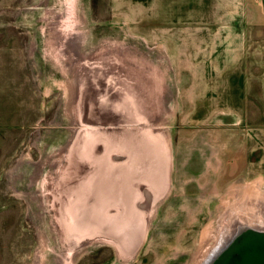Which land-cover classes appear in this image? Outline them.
Segmentation results:
<instances>
[{
	"label": "rangeland",
	"instance_id": "rangeland-1",
	"mask_svg": "<svg viewBox=\"0 0 264 264\" xmlns=\"http://www.w3.org/2000/svg\"><path fill=\"white\" fill-rule=\"evenodd\" d=\"M188 4L189 0H0V264H38L43 256L47 264H61L67 251L59 242L63 223L58 187L69 168L66 139L77 130L76 123L80 125L75 96L73 120L69 113L68 80L75 59L84 54L109 58L113 52L122 78L126 76L119 83L139 91L141 106L155 126H168L172 185L148 215L143 242L131 259L121 262L114 241L98 237L74 248L67 264H195L214 240L213 236L201 249L203 228L220 208L217 198L235 186L264 188L263 171H226L221 158L230 164L232 156L219 151L208 123L219 113L206 111L199 119L206 127H194L189 120L195 100L189 83H204L189 79V74L204 65L205 71H217L213 59L223 40L235 39L236 33L194 32ZM232 19L239 22L230 15L210 14L203 25ZM243 23L259 27L245 32V38L251 46L260 44L264 26L258 17L247 16ZM73 36L80 41L79 52L71 48ZM71 52L75 58L69 59ZM197 56L201 61L195 64ZM164 94L170 105L167 113L162 109ZM251 115L257 119L261 113ZM214 149L217 157L208 159ZM55 161L52 172L49 165L40 174L43 164ZM249 192L259 194L240 193ZM52 229L59 246H53ZM197 248L201 250L194 255Z\"/></svg>",
	"mask_w": 264,
	"mask_h": 264
},
{
	"label": "water",
	"instance_id": "water-1",
	"mask_svg": "<svg viewBox=\"0 0 264 264\" xmlns=\"http://www.w3.org/2000/svg\"><path fill=\"white\" fill-rule=\"evenodd\" d=\"M98 71L92 68L88 74H98L104 79L107 73ZM105 82L82 89L83 106L81 116L79 107L78 118L83 127H78L81 130L78 135L77 129L76 143H80L73 145L70 153L78 148L77 156L90 155L91 169L71 199L70 213L81 222H93L100 228L98 232L106 233L115 244L118 241L124 253L134 254L143 242L149 214L147 206L142 205L144 184L152 181L160 198L167 192L171 152L167 140L149 127L151 121L136 114V108H141L136 94L139 91L113 79L111 83ZM101 92L110 94L121 115H103ZM88 112L96 118L84 127L83 123L91 122ZM94 137L95 147L91 140ZM114 150L124 152L117 161L111 157ZM73 166L74 161L69 160L70 170L67 169L58 187L61 198L74 185L75 178L70 176ZM213 231V242L204 248L195 264H264V200L260 195L249 193L241 201L234 199L225 205L216 217Z\"/></svg>",
	"mask_w": 264,
	"mask_h": 264
},
{
	"label": "crops",
	"instance_id": "crops-1",
	"mask_svg": "<svg viewBox=\"0 0 264 264\" xmlns=\"http://www.w3.org/2000/svg\"><path fill=\"white\" fill-rule=\"evenodd\" d=\"M188 5L194 32L236 33L235 39L223 40L220 54L213 59L216 73L205 71L204 65L189 74V79L204 82L193 83V87L189 83L190 95L195 97L189 120H193L194 127H206L199 120L207 116L206 111L219 113L208 123L214 129L210 136L216 137L219 151L232 156L230 164L227 158H221L227 163L226 171L234 170L236 175L249 170L264 172V37L260 44L251 46L245 32L259 31V27L243 23L245 17L255 15L264 26V0H189ZM210 14L230 15L239 22L233 23L232 19L230 23L203 25ZM198 60L201 61L200 56L195 57L194 63H200ZM253 112L261 115L255 119ZM217 152H209L208 159L212 160ZM208 168L212 171L211 162Z\"/></svg>",
	"mask_w": 264,
	"mask_h": 264
},
{
	"label": "bare ground",
	"instance_id": "bare-ground-1",
	"mask_svg": "<svg viewBox=\"0 0 264 264\" xmlns=\"http://www.w3.org/2000/svg\"><path fill=\"white\" fill-rule=\"evenodd\" d=\"M76 36L80 37L79 35H76ZM76 36L70 37L69 41L71 42V48H73L79 52V47L81 45H80L79 39ZM66 46H67V44H66ZM84 52H86V51H84ZM72 53L73 52H71V56L69 55L70 56L69 59L75 58V55ZM98 55H99L98 53L84 54L82 57L80 56V57H77V59H75V60H78V62H75L77 69L75 68V71L73 73V77H70V79L68 80V86H69V89L71 90V91H69L70 92V96H69V100H70L69 111L70 112L69 113H70L72 120L75 117L74 113L76 112V110H74V112H73V108H72L73 97L74 96H75V98L77 97L76 98V101H77L76 102V108L78 111L79 107H80V109H81L80 110V116H81L82 106H83V104L81 102L82 89H84L85 85L97 86L102 81H104V82L107 81V83H111L112 79L116 83H119L118 80H120V79L125 80L126 76L122 78V76H124V75L121 73V67H119L114 61V57H116V55L113 54V52H111V57H109V58H107V57L102 58L101 56H98ZM84 65H85V67L83 69ZM88 67H89V69H88ZM92 68L99 70L98 72L103 70L104 72H102V73H107L105 76H103L105 80L102 77H100V75H98V74H93V75L88 74L89 70ZM117 68L119 70H117ZM95 73H97V72H95ZM78 74H79V76H78ZM117 75L120 77V79ZM77 76H78V79H76ZM122 84H124V83H122ZM105 85H106V82H105ZM121 86L124 87L123 85H121ZM125 87H128V86L125 85ZM86 91L87 90H85V92ZM76 93L78 96H76ZM105 93L106 92H101L99 94V98L102 102V106H101L102 110L101 111H103V110L105 111V113L103 115L108 116V117L111 116V114H113L114 116L121 115V114L117 113L118 109L115 106L114 99L110 96L109 93L108 94H105ZM163 97L164 98L162 101L163 102L162 103V109H163L164 113H167V111H170V105L168 106V104H167V95L164 94ZM78 102H79L80 106H79ZM136 114L138 116H143V118H147L148 121H151L149 127H151L154 130V132L156 131L159 134H161L165 138V140H167V143H168V146L170 147V152H171V168H172L171 141H170V137L168 136V133L165 130L166 127L168 129V126L166 124L162 125V126H164V128L161 126H158V125L155 126V122H153V119L151 118V116L149 114L145 113L142 106H141V108H139V107L136 108ZM164 116L166 119V114ZM95 118L90 117L89 112H88V119H90L91 122L83 123L84 127L87 125L90 126L93 123V120ZM77 122H78V119H77ZM117 122L121 123V121H117ZM76 124H77L76 127L78 129V135H79L81 128H78V127L81 125H79V123H76ZM81 127H83V126H81ZM76 135H77V130L73 129L72 132L70 133V136L67 137V139H66L69 142V144H68L69 146L67 147L68 148V159L71 162L74 161V166L72 167V170L70 173V176H73L75 178L74 179V185L68 187V189L66 190L65 197L63 196V198H61V196H58L59 197V203L61 204L60 207H61V212H62L61 215H62V223H63V225H62L63 226V234H62L59 242H61V244L65 247V249H67V251L64 252L63 255H61L62 256V259H61L62 263L61 264L69 263V261L72 260L71 252L72 253L74 252V248L75 249H76V247L82 248L83 247L82 245H84L85 242H88L89 240H93V239L98 238V237H105L108 239V236L106 233L98 232L100 228L98 226L93 225V222H89V221L81 222L79 219H76V217L72 213H70V206L69 205L71 203V199L75 195V193L79 187L80 181L86 176V172L91 169V161H90L91 157H90V155L86 154V155H82V156L81 155L77 156V154H80L78 148H77V150L75 149L74 152L70 153L73 145H75V147H76V145L78 146V144L80 143L79 141H78V143H76V137L78 136V135L77 136ZM78 139H80V138H78ZM91 140L94 141L93 145L95 147L96 146L95 145V143H96L95 137L91 138ZM182 143H184V142H182ZM181 145H184V144H181ZM123 153H124L123 150H119V151L114 150L111 154V157L114 159V161H117L116 160L117 157L120 158L123 155ZM70 154L73 156H70ZM72 157H73V160H72ZM85 158L89 161H87ZM55 164H56V161H55V163L50 162V163L43 164V169H42V171L40 170V174H44L45 169L49 165H50L49 170L52 172L53 168H55ZM69 170H70V167H69ZM208 172H210V171H208ZM39 176H41V175H39ZM40 178H42V176ZM72 182H73V179H72ZM144 185H145V187H144V193H143L144 197H143L142 205L147 206V210L149 213L148 215L151 216L153 211L155 210L156 206L161 201L162 197L160 198L159 196H157L158 194H157V191H155L154 183H152V181H147ZM171 185H172V180H171V176H170L169 189H170ZM169 189H168V191H169ZM247 190L255 191V192L257 191V193H259V194L250 193V192L249 193L254 194L257 197H258V195H260L262 197V199L264 200V188L263 187H261V186L259 187L257 184H251V185L246 184L243 186L240 185V186H235V187H232L230 189H227L224 194H222L219 198H217V203L220 205V208H223L225 205H227V203L229 204V202L233 201L234 199L241 201L243 198V195H241L240 192H244ZM63 194H64V191H63ZM219 209L217 211H215L216 214L209 220V222L203 228V231L201 233V240H202V243L203 242L204 243L201 245L202 246L201 249H203L204 246H206L207 242H210L213 239V236H214L213 227L215 225V220H216V217L218 215L217 213H218ZM202 212H204V211H202ZM148 218H147V220H148ZM84 228L86 230L87 229L88 230L87 231L85 230L86 231L85 232L82 230ZM94 229H95V232H94ZM89 231H92V232L88 233ZM51 232H52L51 235L53 237V246H56V244L59 246V243H57L58 241H56L54 239L53 229L51 230ZM100 235H102V236H100ZM117 242H116L117 250H118L119 254L122 256L120 260H121V262H127L129 259L132 258V256L135 253L134 254L126 253V252L124 253L123 249L119 246V244ZM197 250H198V248L196 249L194 255H197V253L199 254L200 250L199 251H197ZM41 258H40L38 264H41L42 262H43V264H47L46 260L44 261L45 256H43Z\"/></svg>",
	"mask_w": 264,
	"mask_h": 264
}]
</instances>
